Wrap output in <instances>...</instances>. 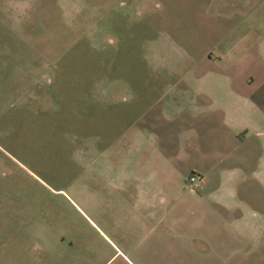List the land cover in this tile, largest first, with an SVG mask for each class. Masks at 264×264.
Segmentation results:
<instances>
[{
	"label": "crops",
	"instance_id": "obj_1",
	"mask_svg": "<svg viewBox=\"0 0 264 264\" xmlns=\"http://www.w3.org/2000/svg\"><path fill=\"white\" fill-rule=\"evenodd\" d=\"M94 1V12L117 5ZM67 8L58 0H0V59L20 58L16 47L32 45V30L50 21L64 27L60 18L84 6ZM217 11L221 17L192 36L190 58L154 59L162 70L134 77L146 86L99 82L94 98L109 110L124 102L123 91L137 95L136 115H120L130 128L132 167L114 170L88 226L79 205L75 218L55 216L49 207L62 209L60 202L0 200V264H257L264 252V0H217ZM30 60L26 75L37 85L48 60ZM192 173L201 178L197 187L187 182Z\"/></svg>",
	"mask_w": 264,
	"mask_h": 264
},
{
	"label": "rangeland",
	"instance_id": "obj_2",
	"mask_svg": "<svg viewBox=\"0 0 264 264\" xmlns=\"http://www.w3.org/2000/svg\"><path fill=\"white\" fill-rule=\"evenodd\" d=\"M58 1L64 10L84 8L63 15L64 27L50 21L27 31L32 45L16 47L22 58L0 59V200L60 202L62 209L49 207L55 216H83L88 226L113 172L135 158L120 115H136L137 95L123 91L124 102L109 110L94 98L99 82L146 86L134 77L162 70L154 59L190 58L192 36L221 14L217 0H117L97 12L94 0ZM30 58L48 60L37 85L26 75ZM256 263L264 264V252Z\"/></svg>",
	"mask_w": 264,
	"mask_h": 264
},
{
	"label": "built area",
	"instance_id": "obj_3",
	"mask_svg": "<svg viewBox=\"0 0 264 264\" xmlns=\"http://www.w3.org/2000/svg\"><path fill=\"white\" fill-rule=\"evenodd\" d=\"M187 182L193 187H197L201 183V178L195 173H192L188 176Z\"/></svg>",
	"mask_w": 264,
	"mask_h": 264
}]
</instances>
